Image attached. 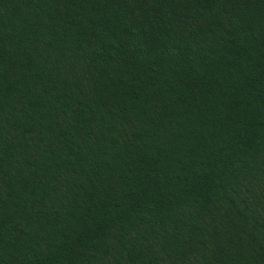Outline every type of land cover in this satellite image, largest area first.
Instances as JSON below:
<instances>
[{
  "label": "trees",
  "instance_id": "obj_1",
  "mask_svg": "<svg viewBox=\"0 0 264 264\" xmlns=\"http://www.w3.org/2000/svg\"><path fill=\"white\" fill-rule=\"evenodd\" d=\"M0 264H264V0H0Z\"/></svg>",
  "mask_w": 264,
  "mask_h": 264
}]
</instances>
